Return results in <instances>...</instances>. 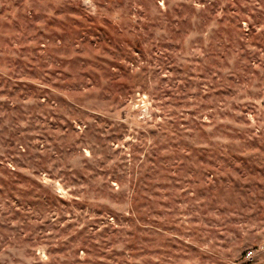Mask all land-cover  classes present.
Here are the masks:
<instances>
[{"label":"rangeland","instance_id":"374dc122","mask_svg":"<svg viewBox=\"0 0 264 264\" xmlns=\"http://www.w3.org/2000/svg\"><path fill=\"white\" fill-rule=\"evenodd\" d=\"M0 264H264V0H0Z\"/></svg>","mask_w":264,"mask_h":264},{"label":"built area","instance_id":"2783aa9c","mask_svg":"<svg viewBox=\"0 0 264 264\" xmlns=\"http://www.w3.org/2000/svg\"><path fill=\"white\" fill-rule=\"evenodd\" d=\"M252 253H253V252H249V253L247 254V257H252V256H251Z\"/></svg>","mask_w":264,"mask_h":264},{"label":"trees","instance_id":"16d2710c","mask_svg":"<svg viewBox=\"0 0 264 264\" xmlns=\"http://www.w3.org/2000/svg\"><path fill=\"white\" fill-rule=\"evenodd\" d=\"M252 252V251H251Z\"/></svg>","mask_w":264,"mask_h":264}]
</instances>
